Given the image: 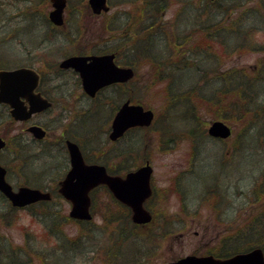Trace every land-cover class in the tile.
Here are the masks:
<instances>
[{"label":"rangeland","instance_id":"rangeland-1","mask_svg":"<svg viewBox=\"0 0 264 264\" xmlns=\"http://www.w3.org/2000/svg\"><path fill=\"white\" fill-rule=\"evenodd\" d=\"M25 1L0 0V64L17 63L14 65L39 66L45 59L58 61L62 57L61 53L72 54L80 47L84 52H90L91 48L102 50L108 41H110L108 42L110 47H118L116 42L121 38L122 44L126 47V38L130 33L121 31L128 25H133L135 19L138 27L141 22L139 12L144 2V0H109L112 5L109 12L105 16H93L86 6L87 0H70L73 1L70 5L74 4V7H69V12L66 13V25L59 30H54L55 33H47L48 25L44 18L50 9L49 1ZM225 1L220 2L225 5L231 4ZM256 4L254 0H251L244 5L255 6ZM26 5L31 7L26 8ZM161 9L159 35L154 36L152 42L156 38V44L159 41L157 46L159 60L169 55L174 61L173 79L175 81L178 79L180 82L178 80L171 82V78L168 80L161 77L156 73L157 69L154 70L156 66L143 58L138 60L134 67L135 77L121 89L120 95L115 88L109 87L95 100H89L81 93L74 73L55 72L48 74L46 78V89L54 100V107L36 118L38 122H41L40 125H48L50 131L46 143L47 147H50L49 142L54 144L56 137L64 128L69 133H75L78 138L84 137L82 134L87 136L103 122L102 127L107 130L112 118V115L108 117L107 108L114 107L115 103L120 102L126 94H131L132 100H137L153 110L155 122L152 128L127 134L123 138V141L129 144L138 137V148L140 150L144 148L145 159L152 166L151 182L154 195L150 201V207L155 218L157 212H160L156 223H170L175 219L174 229L170 233L162 231L164 229H161L163 227L161 224L158 230L156 227L149 226L136 231L137 240L131 239L121 246V252L132 253L129 255L136 256L138 260L147 264H166L187 254H205L210 248L216 250L220 239L238 228L241 236H246L247 233H243L241 229L245 230L246 226H258V221L254 218L261 213L260 208L264 199V50L239 49L236 44L240 38L235 39L234 35H227L230 22L238 19L237 13L229 16L222 8L218 9L216 4L206 3L205 0H163ZM253 20L254 18L250 17L249 26ZM258 20L260 18H256L257 22L253 25L259 26ZM215 22L221 27L218 26L217 29L210 27L208 39L213 40L209 41V45H205L199 52L193 48L184 56L181 64L175 62L183 56L179 50L189 49L203 33L199 29L191 32V29L197 24L208 27ZM76 31H79L76 40L70 41L68 36L70 35L71 38ZM174 34L178 37L175 38ZM185 34H188L187 41L179 44L177 48L175 43L182 40ZM251 34L256 41L264 42V30H253ZM244 39H251V35L248 34V38L247 34L244 35ZM57 45L60 48H54ZM123 50L125 54L120 53L118 59H130V51H126L125 48ZM183 65L186 68L176 69V66ZM185 73L187 76L183 79ZM246 78L255 86L247 85ZM193 82L196 85H202L203 94L197 93L196 100L189 98L187 101L184 99L180 101L174 97V93L190 88ZM235 84L237 86H234ZM235 87L242 88L243 95L240 94V88H238L239 92L231 93V96L227 93L224 99L227 103L231 100L230 105L226 103L230 108L227 105L223 106L220 109L221 113L218 108L209 110L207 100L199 101L201 99L199 97L211 100L221 99L220 90L226 91ZM169 90L173 93L167 96ZM244 99L246 100L243 101ZM97 103L102 108L98 109ZM185 103L190 105L194 103L195 113L204 127L214 119H221L232 128L231 135L224 141L204 136L187 138L186 126L188 123L196 124L197 120L191 116V113L189 114L188 105ZM241 104L243 105L240 109ZM92 106L101 110L98 118L87 114L78 119L79 115L89 111ZM226 109L237 112L226 111ZM59 125L61 129L56 127ZM25 127L26 125L22 123H11L6 117L0 119V131L7 138L15 135L16 141H27V135L21 132L25 131ZM165 128L168 129L165 130ZM97 138L102 140L107 150L112 145L110 142L103 141L102 133ZM89 145L90 143L88 147ZM118 145L115 144L111 148H117ZM120 146L123 148L121 144ZM50 148L47 151L48 154L52 153ZM8 149H3L0 153V162L9 165L7 179L13 186L21 183L29 186L48 184L57 177L61 178L68 166L67 157L61 156L56 160L52 158L49 163H46L47 168L37 161L29 167L20 168L19 166L17 172L14 168L16 162L13 161V155ZM132 153L134 158L128 160L130 164L135 165L142 155L141 151L138 157L137 152ZM117 160L122 158L118 157ZM50 164L53 166L48 167ZM41 167L45 169L46 176L41 175L40 178L33 170L40 171ZM25 169L26 180L29 183L23 181V175L20 176V172ZM209 192L215 193L208 195ZM93 197V219L85 226L72 220H63L61 214L68 213L69 203L60 196L53 200L51 205L58 207L61 213L58 219L61 220L60 224L67 237H76L82 228L87 232L86 238L71 244L73 252L63 254L59 264H64L68 259L67 264H108L106 252L115 242L112 236L117 232L123 208L110 198L104 188L97 189ZM0 205L4 203L0 202ZM106 214L113 216L115 221L104 222L103 217H106ZM20 215L21 219L14 216L9 225L0 220V248L3 245L6 246V250L4 248L1 254H10L16 260L27 258L20 254H23L24 250L19 249L23 246L25 231L30 228L23 227V224L34 226L30 215L24 211ZM8 217L10 215L6 216ZM35 227L38 234H43L42 225L37 224ZM29 238L31 239L30 236ZM7 244L11 245L8 251ZM240 244L245 242L239 240L238 245ZM56 246V243L55 245L51 243L34 247L37 248L36 252L48 255L51 249L57 250ZM26 254L30 258V264H45L40 262L39 258L34 256L35 254ZM49 261L53 264L54 257L49 258ZM8 262L0 257V264H8Z\"/></svg>","mask_w":264,"mask_h":264},{"label":"water","instance_id":"water-1","mask_svg":"<svg viewBox=\"0 0 264 264\" xmlns=\"http://www.w3.org/2000/svg\"><path fill=\"white\" fill-rule=\"evenodd\" d=\"M52 9L48 13L49 20L56 24L63 23V9L66 0H50ZM94 12L107 10L106 0H88ZM113 54L71 55L59 62L60 67H72L79 72L83 90L90 96L104 85L124 82L132 77L130 67H119L113 62ZM38 82L37 73L28 67L0 69V102L9 105L10 113L15 119H28L33 112L41 111L50 106V101L39 93H34ZM153 118L150 109H143L139 104H129L126 100L115 113L109 138L114 140L131 126L149 125ZM28 130L37 138L45 134V130L31 125ZM208 133L213 136L227 137L230 127L223 121H211ZM69 155L70 168L59 182V192L71 202L69 216L76 219H90L89 191L98 184H105L119 201L127 204L132 211L131 218L136 223H145L151 219L150 213L143 207V201L151 194V167L146 162L123 177L109 175L103 165L85 163L78 145L67 139L65 141ZM5 142L0 137V149ZM5 169L0 165V191L15 206H24L50 197L48 192L38 188L20 186L13 191L6 182ZM167 264H264L261 249L256 248L246 253H239L230 258L219 259L211 255H186Z\"/></svg>","mask_w":264,"mask_h":264},{"label":"trees","instance_id":"trees-1","mask_svg":"<svg viewBox=\"0 0 264 264\" xmlns=\"http://www.w3.org/2000/svg\"><path fill=\"white\" fill-rule=\"evenodd\" d=\"M26 1H31V0H26ZM40 1H43V0H40ZM227 2H230L231 4L225 5V4L221 3L219 5H216L218 9H219V7H220V9L222 8V10H224V13H226L229 16L232 13H237L238 19L230 22L228 30L225 29V30H227V35L228 36L234 35L235 39L240 38L239 42L236 44L239 46V49L264 50V42L256 41L255 39L252 38L253 35L251 34V32L253 30H264V0H257V4L255 6H245L244 5L245 0H235V1L234 0H227ZM159 5H160V0H159ZM27 7H31V6L26 5V8ZM250 17H253L254 20L252 21V24L249 26L248 24L251 23ZM256 18H260V20H258L260 22L259 26L253 25V23L257 22ZM0 19H1V17H0ZM141 19L142 18H140V21H141ZM44 20L46 21V23H48L45 18H44ZM160 20H161V18H160ZM146 26H147V24L142 29H136V30L134 29V30L128 31L130 34L126 38L127 39V46L126 47L122 44L123 39L118 40V43H117L118 47L116 46V47L112 48V50L116 53V60L119 61L121 64H131V65L136 66L137 62H139L138 60L146 58L147 59L146 61L151 63L153 66H156L154 70L157 69L156 73L158 75H160L161 77H165L168 80H170V78H171V82H174L175 81L173 79L174 75H172V71L175 70V68H174L175 64L173 63L174 61L171 60V57L169 55L167 58H163V60H161V59L159 60L157 58V55H158L156 52L157 46H155V42H152V40H151L152 37L155 35L157 30L156 31L150 30L149 26L147 29ZM197 26L193 27L191 29V32L199 29L203 33H202L200 39L195 41V43L193 45H191L189 49L183 48V49L179 50V53L183 55L180 60H182L184 58V56L188 52L191 51V49L195 48V50H197V52H199L200 50H202V48H204L205 45L208 46L209 41L211 42L213 40V39L212 40L208 39V37L210 36L209 31H211V28L215 27V29H217L218 26L221 27V25L220 24L217 25L216 22L213 25L209 24L208 27L207 26H201L200 24H197ZM246 34H247V38H248V34H250L251 39L245 40L244 35L246 36ZM122 37H125V36H122ZM174 37L177 38L178 35L174 34ZM211 37H213V36L211 35ZM249 38H250V36H249ZM148 40L152 42L151 44L155 49V51L153 53L151 51L149 44L146 43ZM184 41H187V36L185 37V35L183 36L182 40L177 41L176 42L177 44L175 43V46L178 48L179 44L185 43ZM123 48H125L126 51L127 50L130 51V54H129V56L131 57L130 59H127V60H124V59L119 60L118 59V55L120 53L122 55L125 54L123 52L124 51ZM76 51L79 53L84 52L81 47ZM64 54L65 53H62V55H64ZM204 62H206V61H204ZM183 63H185V62H183ZM9 65L10 64H0V67H5V66H9ZM48 65H49V70H52V71L56 70V63L55 62L50 61L48 63ZM178 68H179V66H176V69H178ZM204 72H205V70H204ZM41 75L43 76L42 72H41ZM162 75H165V76H162ZM186 76H187V74L185 73V77ZM183 79H185V78H183ZM183 79H182V83L184 82ZM178 81L180 82V80H178ZM244 81H245V79H244ZM246 81H247L246 82L247 85H249V86L251 85L250 87L255 86V84H252V83L250 84L248 82V78H246ZM193 83L191 84L190 88L185 89L181 92L174 93V97L180 101H184V100L187 101V99H189V98H192V100L193 99L196 100V97L198 98L197 93L203 94V92H201L202 91V89H201L202 85H196L195 83L194 84ZM206 84H208V82ZM112 86L117 91H120V88L122 87L120 84H114ZM234 86H237V85L235 84ZM239 86L242 87V85H239ZM240 87H235V88L230 89V90L227 89L226 91L220 90L221 91V96H220L221 99L216 98L215 100H211L210 98L209 99H203L202 97H199V98H201V99H199V101L204 102L205 100H207V102L209 104V110H210V108H212L214 110L218 108L220 113H221L222 111L220 109L223 106L226 107L227 104L230 105V103H231V100L228 101V103L225 101L224 97L226 96V94L229 93L231 96V93L239 92L238 88H240ZM241 89L242 88H240V91H241L240 94L243 95V90H241ZM193 91H195V92L193 93ZM170 93H173V92H171L169 90V93H167V96L168 95L170 96L171 95ZM181 99H184V100H181ZM245 100L246 99H244L243 101H245ZM191 104L192 105H190V103L186 104V105H188L187 111L189 112V114L191 113V116H193V118L195 117L194 119L197 120V122H196V124H189L188 123L187 126H189V127L187 128V126H186V129H185L186 131L184 130L185 136L186 137H192V138H194L195 136H205L203 134V131H200L203 128V124L199 120L198 116L195 113L194 108H196V107H195L194 103H191ZM242 105L243 104H241L240 109L242 108ZM96 107L92 106L91 109H89L90 110L89 112L94 111L96 109ZM227 107H228V105H227ZM228 108H230V107H228ZM114 109H115V107L112 108L110 111L113 112ZM243 110L245 111L246 109L244 108ZM226 111L235 112V113L237 112L236 110H227V109H226ZM89 112L87 114H91ZM239 112H242V111L239 110ZM99 113H100V111H99ZM91 116H93V115L91 114ZM218 116H220V115L218 114ZM106 123H108V121ZM102 126H103V123L101 125H99L96 129L94 128L91 132H89L87 136L82 134V136H84V137H80V138H78L75 133H72V132L69 133V131L66 128H64L63 131L67 134L68 137H71L72 139L78 141V143L81 145V148L83 149L84 157L86 160H88V161L89 160L90 161L96 160V159L91 157V155L94 153L96 155H99L97 158L98 160H100L102 162L103 161L106 162L107 161V157H106L107 153L104 152L105 145L102 142V140H99L97 138L98 135L100 136V133H102L104 135L103 141L104 142L107 141V136H106L107 130H104ZM87 139L91 143L90 147H87L88 146V143L86 144ZM59 144H61V143H58L56 146H54L52 148V152L55 151L56 154H48V153L44 152L40 155L30 157L29 152L36 150V149H40L39 144L34 143V142H29V143L17 142L16 145H13V147H11V149H12L11 152L13 153L14 161L16 162V164H14V168L17 169L19 166H20V168H22V166L28 167V166H30V164H33V162H37V161H39V163H42L43 167L47 168L46 163H49L52 160V158L54 160H56L57 158H60V156H57V154L59 152H61V150H57V147ZM34 146H38V147L35 148ZM133 149L134 148L131 146V144L129 146H126L125 148H121V146H119L118 148L113 150V157L114 158L121 157L122 160L134 158L133 153H132V152H134ZM54 164H55V161L53 162V165ZM6 165L8 166V164H6ZM53 165L50 164L48 167H52ZM131 165H133V164L127 163L126 165H123L122 167L119 165L117 167L116 172L119 171L118 169L123 168L125 170L127 168L128 169L132 168ZM110 167H112V166L110 165ZM44 170L45 169L42 168V170H40V171L38 170V172L45 174L46 172ZM113 171H114V169H113ZM20 174L23 175L24 182H27L25 172L20 173ZM48 184H53V182L52 181L48 182ZM41 186H42V184H41ZM47 204H48V202H40L39 204H37L38 206H35V207H38L36 209L37 211L31 213L33 215V218H34L31 221L35 225H37V224L42 225L41 231L43 234H38L35 226L30 227L28 230L25 231V238H24V246L25 247L24 248H23V246H21V248L19 247V249L24 250L23 254H25V253H30L33 255L35 254L34 256L38 257L39 261L42 263H44L46 260H48L49 256L53 257L58 252H60V253L62 252L65 254L72 252L70 250V248H72V247H70V246H71V243L74 241V238L66 236V234L62 230V225L56 220V217H55L56 212L51 210L47 206ZM116 204L118 206H120L121 208H123V210L121 211L122 214L119 218V226H117V232L112 236L113 239L115 240V242L112 243L111 247L106 252V258L108 259V264H147L144 261L141 262V260H138V258L136 256H132V255L130 256L129 255L132 253L121 252V246L123 245V243H125L127 241H131V239L133 241L138 239V234L136 232L138 230V228L131 222L130 216H129V211L124 206L120 205L119 203L116 202ZM4 207L5 208L9 207L11 212H13V213L15 212L14 208H12L11 206L6 205ZM0 208H1V206H0ZM14 214H15L16 218H19V216H17L16 212ZM62 216L65 220L70 219L65 214H62ZM107 217H108V219L104 218L106 220V222L115 221V219H113V216L109 215ZM0 218L5 219L6 218L5 214H2V212H0ZM29 236L31 237V239L29 238ZM86 236H87V232H85L84 229H81V231L78 234V236L76 237V239L80 238V237H86ZM51 243H54V245L56 243L57 250L54 251V249H51L50 251H48V253H49L48 255H45L44 253L40 254L39 252L35 251V249H37V248L34 246H38V245L39 246H42V245L45 246V245H48ZM4 248L6 250L5 245H3L2 248H0V257H3V259L11 261L10 260L11 257H9L10 254L9 255L1 254L4 251ZM8 249H11V245H8L7 251H8ZM44 249H46V248H44ZM20 254H22V253H20ZM147 255H149V254H147ZM57 261H58V258L56 259V261L53 262V264H56ZM30 263L31 262H30V258H29V259H24V260L17 261V262H10L9 264H30ZM67 263H69V259L66 260L64 264H67ZM45 264H47V263H45Z\"/></svg>","mask_w":264,"mask_h":264},{"label":"flooded vegetation","instance_id":"flooded-vegetation-1","mask_svg":"<svg viewBox=\"0 0 264 264\" xmlns=\"http://www.w3.org/2000/svg\"><path fill=\"white\" fill-rule=\"evenodd\" d=\"M147 3V5H149V3L151 4V5H153V3H154V1L153 0H150L149 2L147 1L146 2ZM69 7L70 6H68V4L66 5V7H65V10H64V12L65 13H67V12H69ZM112 6L111 5H109V10H110V8H111ZM87 8H89L88 6H87ZM109 10H107V11H105V13H103V12H100L99 14H92L93 16H105L108 12H109ZM151 10H149V9H146L145 10V12H146V14L144 15V17H146V18H148V17H151V15L150 16H148V12H150ZM133 22V21H132ZM137 21H136V19L134 20V22H133V25H131V26H127L126 27V29L124 30V32L125 33H127L128 31H130V30H132V28H134L135 30L136 29H142L143 28V24L141 23V22H139V24H138V27L136 26L137 25ZM65 25H66V23H65ZM65 25H63L62 27H64ZM148 26H149V28H151V25H147L146 27L148 28ZM123 32V33H124ZM108 42H110V41H108ZM108 42L106 43V45H105V47L102 49V50H100V49H90V52L88 51V52H86L85 54H88V53H94V54H104V53H114V55H115V61H117L116 60V53L112 50V47H110V45H108ZM118 43V42H117ZM116 43V44H117ZM115 47V46H114ZM113 47V48H114ZM46 63H47V59H45L44 60ZM118 62V64L121 66H127L128 64H121L119 61H117ZM44 63V62H43ZM43 63H41L40 64V67H42V65L44 66V68H46V64H43ZM35 68L41 73L42 71H41V69L39 68V67H37V66H35ZM58 71V72H57ZM55 72L56 73H64V72H70V73H74L75 74V76H76V81L79 83V87H80V90H81V93L83 94V95H85L86 96V94L82 91V88H81V81H80V78H79V76H78V74H77V72H75L73 69H71V68H60V67H58V64H57V67H56V70H55ZM54 72V73H55ZM43 74V73H42ZM47 76H48V72H45V74H44V76H42V78H41V86L39 87V88H37V90L36 91H38L40 94H42L43 96H45V97H48V99H50L51 101H53V99L51 98V96H50V94L47 92V89H46V87H47V85H46V81H44V77L45 78H47ZM126 84V83H125ZM121 86H123L124 84H120ZM120 86V87H121ZM104 89L105 88H103V89H101V90H99V91H104ZM99 91H98V93H99ZM98 93L95 95V97H98ZM102 94V93H101ZM94 97V98H95ZM5 108H6V106H5ZM0 111H5V110H0ZM48 111V109H46V110H43V111H40V112H37V113H34L32 116H31V118H30V120H29V122H25V124L27 125V124H32V123H36V124H39L40 125V123L41 122H38V120H36V118L37 117H41L44 113H46ZM6 112V111H5ZM42 126H43V124H41ZM47 129V128H46ZM46 138V137H45ZM45 138H42V139H35V138H33L32 136H27V142L26 143H29V142H34V143H39V146H40V149H36V150H33V151H30L29 152V156L30 157H33V156H37V155H40V154H42V153H44V152H46V150H45V148H48L47 146H48V144L46 143V140H47V138L45 139ZM212 138V137H211ZM214 140H217V141H224L225 139L224 138H213ZM15 140V141H14ZM11 141H12V146L13 145H16L17 144V141H16V136L15 135H13L12 136V138H11ZM49 143H52V142H49ZM38 147V146H37ZM12 151V149L10 150V153L13 155V153L11 152ZM13 160H14V157L12 158ZM107 163L108 164H110V165H112V166H114L115 167V169H114V171H116L117 170V166L118 165H126L127 163H128V161H127V159L126 160H117V159H111V160H108L107 161ZM115 164V165H114ZM16 171L18 172V168L16 169ZM34 171H36V173L37 174H35L37 177L39 176L40 178H41V175H44V174H42V173H39L37 170H34ZM126 171H127V169H126ZM24 171L22 170L20 173H23ZM22 174H20V176H21ZM8 176V175H7ZM44 176H46V175H44ZM62 178V177H61ZM61 178H55V179H53L54 181H53V184H50V185H48V184H46V186H41V185H39L38 187L39 188H41V189H43V190H46V191H49L50 192V199H52L53 197H54V195H59V192H58V181H59V179H61ZM6 179H7V177H6ZM7 181H8V179H7ZM24 181V180H23ZM9 182V181H8ZM10 183V182H9ZM18 185L19 184H17L16 186H13L14 188H17L18 187ZM102 187V186H101ZM2 196V199H3V201H1L2 203H4V204H8V205H10L12 208H14V209H16L15 207H13L11 204H10V202L5 198V197H3V195L0 193V197ZM151 199L152 198H149V199H147L146 200V205H148L146 208H148V210L150 211L151 210V207H150V201H151ZM94 201V199L92 200V198H91V203ZM263 201V203H262V208H260L262 211H261V213L260 214H258V216L257 217H255L254 218V220L256 221H258L257 222V224H258V226L257 227H255V225H252V226H246L245 227V230L244 229H241V231L243 232V233H247V235L245 236V235H242L241 236V233H240V229L238 228L236 231H232V233H230V234H228V235H224L221 239H220V243H219V245H218V248L216 249V250H214L213 248H210V249H208L206 252H205V254H211V255H213V256H215V257H219V258H225V257H228V256H230V255H232V254H234V253H237V251L239 250V247H240V245H238V243H239V240H242V241H244L245 242V244H242L243 245V247H245V249H247V250H249L248 248H250V247H255V246H259V247H262V248H264V199L262 200ZM43 202H45V201H43ZM36 203H39V202H36ZM1 206V205H0ZM127 210H128V208L127 207H125ZM27 209H29V207H26V208H24V209H22V210H27ZM10 212V209H9V207L8 208H5V212H4V214H6V213H9ZM151 212V211H150ZM159 213L160 212H158L157 214H158V216L160 217V215H159ZM259 217V218H258ZM168 219V218H167ZM168 220H170V219H168ZM174 221V219L173 220H171V222L170 223H160L163 227L161 228V229H164V230H162V231H167L168 233H170L174 228V226H175V222H173ZM77 222H80V221H77ZM159 223H151V224H141L140 226H139V229H141V230H143V229H145L146 227H149V226H153V227H156V229L158 230V227H161V225H160ZM160 225V226H159ZM165 225V226H164ZM259 226H261V228L259 229ZM157 235H158V233H157ZM247 250H244V251H247Z\"/></svg>","mask_w":264,"mask_h":264}]
</instances>
